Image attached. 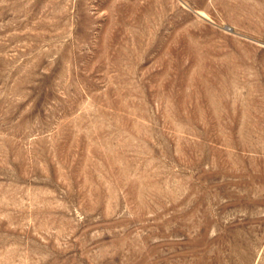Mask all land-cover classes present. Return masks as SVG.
Here are the masks:
<instances>
[{"label": "rangeland", "instance_id": "rangeland-1", "mask_svg": "<svg viewBox=\"0 0 264 264\" xmlns=\"http://www.w3.org/2000/svg\"><path fill=\"white\" fill-rule=\"evenodd\" d=\"M0 264H264V0H0Z\"/></svg>", "mask_w": 264, "mask_h": 264}, {"label": "bare ground", "instance_id": "bare-ground-1", "mask_svg": "<svg viewBox=\"0 0 264 264\" xmlns=\"http://www.w3.org/2000/svg\"><path fill=\"white\" fill-rule=\"evenodd\" d=\"M227 29H228V30H231V28H229V27H228Z\"/></svg>", "mask_w": 264, "mask_h": 264}]
</instances>
